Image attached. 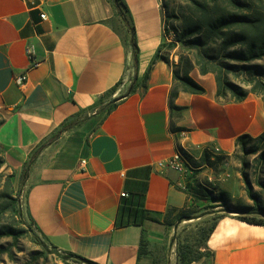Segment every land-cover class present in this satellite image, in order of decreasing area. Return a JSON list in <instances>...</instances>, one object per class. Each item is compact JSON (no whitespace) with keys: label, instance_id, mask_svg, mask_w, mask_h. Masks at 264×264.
<instances>
[{"label":"crops","instance_id":"1","mask_svg":"<svg viewBox=\"0 0 264 264\" xmlns=\"http://www.w3.org/2000/svg\"><path fill=\"white\" fill-rule=\"evenodd\" d=\"M124 1L139 49L137 72L128 18L113 0H0V146L20 189L22 214L49 247L96 264H152L155 250L176 232L167 216L188 208L196 178L159 163L179 148L202 161L205 149L218 147L233 160L239 136L264 132L263 99L219 100L211 74H191L206 92L180 93L175 105L182 110L169 106L172 68L161 60L143 91L163 40L161 0ZM24 74L26 83L18 85ZM135 75L136 92L107 112ZM77 115L87 119L49 143L21 184L31 155ZM172 124L182 130L172 131ZM212 174L208 168L197 177L212 181ZM229 184L221 190L234 203L238 189ZM143 236L146 255L139 250ZM208 247L212 264H264V227L225 215Z\"/></svg>","mask_w":264,"mask_h":264},{"label":"trees","instance_id":"2","mask_svg":"<svg viewBox=\"0 0 264 264\" xmlns=\"http://www.w3.org/2000/svg\"><path fill=\"white\" fill-rule=\"evenodd\" d=\"M113 3L119 14L128 18L135 57L134 67L137 72L139 49L132 17L124 0H113ZM161 8L163 40L140 84L143 91L147 89L152 67L156 61L161 60L172 68L173 85L169 99L171 110L183 109L175 105V100L182 92L205 94V88L191 76L195 70L203 76H214L216 97L219 100L241 103L250 94H254L260 96L264 102V0H161ZM136 79L135 75L128 92L121 96V99L107 104V112L136 92ZM86 119H79L78 115L68 119L48 142L41 144L24 164L21 184L27 180L30 168L41 151L63 132L70 131ZM171 130L182 129L175 128L172 124ZM179 151L187 167L192 170L193 158L183 149L179 148ZM236 153L241 160L239 173L245 185L247 203H231L225 192L211 190L196 179L190 182L187 191L188 208L170 212L166 219L167 224L174 227L175 224L183 222L212 218L195 224L194 232L190 235L177 234L174 237L177 242L178 264L208 263L206 261L212 264L214 253L209 249L208 241L218 221L225 215L235 214L239 221L264 227V132L257 137L248 134L239 136L236 140ZM251 156H255L256 163L253 173L249 170L251 166L248 160ZM202 163L210 165L208 154L204 155ZM4 164L3 149L0 146V168ZM13 177L14 174L6 177L4 190L0 193V219H9V223L0 229V239L11 237L17 241L22 237H30L34 244L42 248L36 259L55 254L58 250L49 247L35 233L32 224L25 220L20 202V189L15 190ZM207 200L221 201L222 204H206ZM218 206L223 209L215 210ZM135 224L141 225L138 221ZM188 228H185L183 233H186ZM148 245L149 242L143 236L140 255L148 254ZM55 255L66 264L69 261L77 264H96L73 253L59 252ZM152 264L159 263L153 261Z\"/></svg>","mask_w":264,"mask_h":264},{"label":"rangeland","instance_id":"3","mask_svg":"<svg viewBox=\"0 0 264 264\" xmlns=\"http://www.w3.org/2000/svg\"><path fill=\"white\" fill-rule=\"evenodd\" d=\"M207 154L209 155L210 160L208 168L211 172H213L212 181H209L208 176L206 175L204 176V180L197 177L200 173H204L208 170V168L202 167L205 164H203L200 160H195L194 158L192 159L193 166L191 168L193 172L188 168V172L192 174L191 179L196 178V181L206 184L211 190H215L216 192L220 191L230 180L231 186L238 189V196L236 197V200L234 199V203H247V197L244 189L245 185L239 173L241 160L240 156L237 155L236 150L233 153V160L229 159L222 153L220 155H216L211 149L207 150ZM254 157L255 156H251L248 160L251 166L249 170L252 173L256 166ZM211 163H213V165H211ZM11 174H13L11 168L6 164L2 165L0 168V193L4 190L6 177ZM13 182L14 186H18L16 180H13ZM15 190H17L16 187ZM211 218L212 217H206L201 220H192L189 222L175 224L174 228L176 229V232L173 236L168 238L165 245L155 250L153 254V261L159 264H178L176 256L177 242L174 240V237L177 234H184L183 236L190 235L194 230L193 226H195V224L204 223L206 220H210ZM8 220L9 219L7 217H2L0 219V229L9 223ZM14 225L17 226L16 223ZM185 228H188V230L186 233H183ZM41 250L42 248L39 245L34 244L30 237H22L17 241L13 240L11 237H3L0 239V264H66L55 254H48L47 257H39V259H36ZM206 262L208 263L201 262L197 264H210L209 261ZM67 264L77 263L69 261Z\"/></svg>","mask_w":264,"mask_h":264},{"label":"built area","instance_id":"4","mask_svg":"<svg viewBox=\"0 0 264 264\" xmlns=\"http://www.w3.org/2000/svg\"><path fill=\"white\" fill-rule=\"evenodd\" d=\"M29 2H31L32 4H35V2L37 0H27ZM41 18L42 20H46V15L45 14H41ZM34 49L33 47L28 48L27 50V56L29 58L30 61V65L32 68H36L39 65V62L34 58ZM27 81V75L24 74L22 76H19L16 78V82L18 85H23L25 84ZM206 151L208 149H205ZM213 153L216 155H220L222 153L221 149L218 147H215L212 149ZM160 166H165L170 168L173 171H176L178 173H185L188 171V167L185 163V161H182V154L181 152H176L167 162L164 163H159ZM126 194H122V197H125Z\"/></svg>","mask_w":264,"mask_h":264},{"label":"water","instance_id":"5","mask_svg":"<svg viewBox=\"0 0 264 264\" xmlns=\"http://www.w3.org/2000/svg\"><path fill=\"white\" fill-rule=\"evenodd\" d=\"M119 99H121V98H118L117 100H119ZM55 254H59V252L58 251H55Z\"/></svg>","mask_w":264,"mask_h":264},{"label":"bare ground","instance_id":"6","mask_svg":"<svg viewBox=\"0 0 264 264\" xmlns=\"http://www.w3.org/2000/svg\"><path fill=\"white\" fill-rule=\"evenodd\" d=\"M182 161H184V157H183V155H182Z\"/></svg>","mask_w":264,"mask_h":264}]
</instances>
